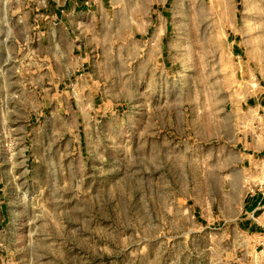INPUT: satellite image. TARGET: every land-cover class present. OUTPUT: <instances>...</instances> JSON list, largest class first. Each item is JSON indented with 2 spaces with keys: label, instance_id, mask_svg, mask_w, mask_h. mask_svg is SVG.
Wrapping results in <instances>:
<instances>
[{
  "label": "rangeland",
  "instance_id": "obj_1",
  "mask_svg": "<svg viewBox=\"0 0 264 264\" xmlns=\"http://www.w3.org/2000/svg\"><path fill=\"white\" fill-rule=\"evenodd\" d=\"M257 197L264 0H0V264H264Z\"/></svg>",
  "mask_w": 264,
  "mask_h": 264
},
{
  "label": "crops",
  "instance_id": "obj_2",
  "mask_svg": "<svg viewBox=\"0 0 264 264\" xmlns=\"http://www.w3.org/2000/svg\"><path fill=\"white\" fill-rule=\"evenodd\" d=\"M263 208H264V199L259 198V199L252 200L251 204L247 205V207L245 209L249 210V213L261 214L262 212H264V211H262Z\"/></svg>",
  "mask_w": 264,
  "mask_h": 264
},
{
  "label": "trees",
  "instance_id": "obj_3",
  "mask_svg": "<svg viewBox=\"0 0 264 264\" xmlns=\"http://www.w3.org/2000/svg\"><path fill=\"white\" fill-rule=\"evenodd\" d=\"M257 199H259V197H257Z\"/></svg>",
  "mask_w": 264,
  "mask_h": 264
},
{
  "label": "bare ground",
  "instance_id": "obj_4",
  "mask_svg": "<svg viewBox=\"0 0 264 264\" xmlns=\"http://www.w3.org/2000/svg\"><path fill=\"white\" fill-rule=\"evenodd\" d=\"M187 72V71H186Z\"/></svg>",
  "mask_w": 264,
  "mask_h": 264
}]
</instances>
